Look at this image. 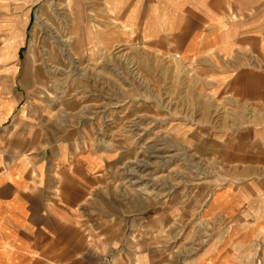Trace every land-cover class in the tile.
Segmentation results:
<instances>
[{
    "label": "rangeland",
    "instance_id": "obj_1",
    "mask_svg": "<svg viewBox=\"0 0 264 264\" xmlns=\"http://www.w3.org/2000/svg\"><path fill=\"white\" fill-rule=\"evenodd\" d=\"M15 3L13 28L24 26L26 38L20 63L46 77L33 83V104L80 120L91 140L82 149L98 155L97 234L106 233L108 202L114 236H140L98 248L111 246L113 255L162 248L173 256L216 240L218 226L203 208L232 167L217 142L264 121L263 102L233 88L241 69L264 73V50L237 51L227 66L186 59L155 49L143 34L122 33L108 0ZM247 17L232 10L227 21Z\"/></svg>",
    "mask_w": 264,
    "mask_h": 264
},
{
    "label": "crops",
    "instance_id": "obj_2",
    "mask_svg": "<svg viewBox=\"0 0 264 264\" xmlns=\"http://www.w3.org/2000/svg\"><path fill=\"white\" fill-rule=\"evenodd\" d=\"M108 3L122 33L143 34L155 49L178 51L177 57L227 66L237 51L264 50V0ZM14 9L15 0H0V264H264V121L258 120L217 142L232 167L203 208L218 226L216 240L173 256L162 248L135 255L98 248V242L134 243L140 236H114L108 202L106 233L97 234L98 155L82 149L91 140L80 120L33 104V83L46 77L39 67L31 72L30 64L20 63L26 38L24 26L13 28ZM232 10L248 17L227 21ZM223 71L230 80V71ZM233 83L237 96L264 104V73L241 69Z\"/></svg>",
    "mask_w": 264,
    "mask_h": 264
}]
</instances>
